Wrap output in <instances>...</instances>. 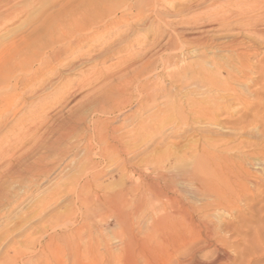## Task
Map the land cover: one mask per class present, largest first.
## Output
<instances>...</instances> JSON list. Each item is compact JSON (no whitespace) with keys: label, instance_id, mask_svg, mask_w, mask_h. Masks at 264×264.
Instances as JSON below:
<instances>
[{"label":"bare ground","instance_id":"bare-ground-1","mask_svg":"<svg viewBox=\"0 0 264 264\" xmlns=\"http://www.w3.org/2000/svg\"><path fill=\"white\" fill-rule=\"evenodd\" d=\"M14 1L0 0V31L21 14L19 4ZM196 1L200 10L202 0ZM104 3L103 0H68L55 11L44 13L34 21L30 31L6 44L4 55L0 56V100L13 92L18 94L17 98H21L22 93L30 94L31 100L25 104L32 106L33 97L53 80L48 74L57 75L65 90L55 92L56 99L50 93L40 96L39 105L29 115L28 124L20 127L22 133L24 130L34 133L37 151L40 148L34 163L27 166L28 173L47 175L51 171L49 155L63 160L71 148L83 147L87 151L85 158L89 156L92 160L98 153L96 149L101 147L102 156L106 145L104 148L108 151L118 155L121 152L130 184L122 185L116 191L112 189L114 192L110 190L101 194V191V195L79 192L70 213L55 215L56 219L45 226L40 235L29 237L25 246H11L7 249L9 258L0 259V264H198L203 262L200 257L206 256L212 257L206 264H234L238 258L239 264H255L259 259H255L258 246L250 245L240 254H230L228 249L234 246L235 238L244 230L247 213L263 209V199L259 195L264 194L260 188L264 184V148L260 143L252 144L242 139V135L250 129H258L264 135V56L257 58L264 47V0H238L233 10L223 11H216L219 5H212L210 10L213 12L206 15L216 16L221 31L230 32L223 37H209L207 29V38L204 30L198 31L202 32L198 36L188 37L186 34L189 33L184 29L180 32L182 38L184 36V39L179 37L182 39L180 43L173 37L168 40L170 45L175 43L172 47L177 51L166 52L158 61L149 56L153 49L166 43L162 44L164 36L158 29L153 47L146 49V43H143L138 52L119 58L109 67L91 70L89 77L81 71V79H68L64 74L69 70L66 60L88 44L90 39L84 34L85 30L101 32L102 23L106 29L112 30H118L123 22L128 25L126 15L129 13L116 14L118 10L115 12L114 3L113 6L110 2ZM137 3L139 8L136 9L142 12L141 0ZM159 15L164 16L160 12ZM235 16L238 18L232 19ZM203 19L201 16L195 21ZM182 21L187 22V19ZM191 47L194 48L190 50ZM217 47L232 53L219 58L220 55L208 56L203 50L199 52L200 48L212 50ZM114 48L105 54L104 50L91 55L98 49V44H94L77 57L89 54L91 60L98 63L105 56L104 61H107L117 55ZM190 55L197 58L189 60ZM34 65L39 68L33 75L28 74V68ZM159 65L170 71L169 77L178 85L179 126L185 128L190 124L207 123L231 131L233 135L224 136L216 131L207 133L193 127L199 137L184 148L186 150L179 148L185 152L171 156V161L159 165L148 160L132 162L125 155L118 128L110 126L108 120L102 119V114L125 109L131 105L135 93L142 101L151 91L162 90L163 77L152 79V72ZM246 82L252 88L249 92L252 98L238 87ZM78 91L85 95L78 105L90 103L92 106L90 119L76 112L77 107L67 115L60 112L51 117L53 109L63 106L67 98L75 97ZM187 91H190L189 96ZM220 93L222 97H218ZM144 102L139 109L149 104ZM13 105L14 102L9 108ZM155 105L153 101L148 107ZM9 108L0 111V121L9 113ZM146 122L143 118L140 124L144 126ZM80 149L83 150L77 148ZM89 184L90 180H86L81 190ZM2 196L0 192V203L4 199ZM50 202L46 199L42 205ZM225 213L230 216L223 217Z\"/></svg>","mask_w":264,"mask_h":264},{"label":"rangeland","instance_id":"rangeland-1","mask_svg":"<svg viewBox=\"0 0 264 264\" xmlns=\"http://www.w3.org/2000/svg\"><path fill=\"white\" fill-rule=\"evenodd\" d=\"M126 1L103 0V2H106L107 4L109 2V4L111 5L112 3L115 4L114 6H112L116 8L114 9L115 12L118 10L116 14L125 15L129 13L128 15H126V17L129 18L128 25L123 22L122 24H120L118 30H112L111 28L106 29L102 23L101 25L103 26V29L101 26V32L96 33L93 29L85 30L84 34H86V36H89L90 39L88 41V44L84 46L79 52L75 53L72 56H69L66 60L69 63V65L67 66L69 70H66L64 74L68 75V79L74 81L81 79V71H84L87 77H89L91 75V70L96 68L101 69L109 67L110 65L116 64L118 60L124 59L126 57H129V55L138 52L143 47V43H146L144 45L146 49L153 47L154 39L157 38L159 30L160 33H162L164 36L162 44L165 42L166 43L163 44L164 46L162 47L158 46L153 49L149 55L151 59H156L158 61H160L162 56H165L168 52L171 53L173 51L172 53H174L177 51L175 47H172L175 45V43L174 45H170L168 44V40L170 39V37H173L174 41L180 43L181 40L184 39V36L182 38V34L180 32L184 29L185 33H189L186 34L188 37L198 36L200 35V33L202 34V32L198 33V31H205L206 29L210 32L209 34L211 36L209 35V37H212L213 35V38L223 37L226 34H229L230 32H227L225 30L221 31V28H219L217 21H215L216 16L210 15L211 17H209L207 15H209L208 13L213 12L210 10V8L214 4H217L214 5V7L219 5V7L216 8V11H223L227 9L233 10L238 0H214L215 2L213 0H202L200 4L203 7L200 5L202 7L200 10L197 9L198 2L196 0V2L194 0H164L165 2L163 0H141L140 6L143 5V7H141L143 8L142 12H138V9H136L137 7L139 8L137 0ZM14 2L16 4H19L21 14L18 19L8 22L9 24L7 23L6 28L0 31V56L4 55V52L6 50V44L12 42V40L17 38L24 32L30 31L32 25L34 24V21L36 22L38 19H40L44 13H48L52 9V11H55L62 3H66L68 2V0H15ZM144 2H146V4ZM116 4L120 5L121 7ZM220 4L222 5L220 6ZM130 5L132 6V8ZM119 7L122 8V10ZM144 7L145 14L142 15V13L144 12ZM193 8L197 10H194ZM189 10H191V12ZM159 12L164 15H162V18L161 15H159ZM131 13L132 15H130ZM157 16L161 19L157 18ZM201 16L204 17L203 20L195 21L196 18ZM235 18H238V16H235L232 19ZM132 19L135 20V22L133 21L134 24L132 22ZM182 19H187V22H183ZM212 21H215L216 23ZM11 22L13 23V25ZM207 23L209 26L207 25ZM217 27L219 31L217 30ZM162 29L164 32L162 31ZM209 29H211L212 31ZM204 31L203 33L204 35H206L205 37L207 38V32ZM119 32L124 33L119 34ZM179 37H181L182 39ZM94 44H98V49L92 52L91 55H93V53L94 55L95 53L98 54L100 53V51L103 52L104 50L105 51L103 52V54H105V52L107 53V51L113 49V47H115L114 49L116 50L117 55L112 59H108L107 61H104L105 56H102V58L98 60V63H94L91 60V55L89 54L85 55L82 58L77 57L78 54L85 52L87 49L90 48L91 45ZM117 46L119 48H116ZM192 48L194 47H191L190 50H192ZM202 50L205 51V54H207L208 56H213L214 54L220 55L217 56L219 58L227 54L228 52H230L228 54L232 53L229 50L221 49V47L213 48L212 50L211 48H200L199 52L201 53ZM263 52L264 47L260 49V54L257 56V58H261L262 56H264ZM191 55L189 56V60L197 58V56ZM38 68V65H34L33 67L28 68L27 73L33 75ZM163 68L164 67L162 65L161 67L159 65V67L152 72L153 80L157 79L159 76L163 77V80L160 83L163 88L162 90H153V92L155 93L151 91L148 95L149 97H143L142 101L141 96L138 93H135L133 94L131 99L133 103L130 102L131 105L127 106L125 109L119 112L116 111L115 113L109 112L102 114V119L108 120L109 125L111 124L110 126H116L118 128L117 134L121 137V139H123L122 143H124L122 144V147L126 149L125 155L128 156L131 161L135 163L142 162L143 160H148L151 161L153 165H159L167 163L169 160L171 161V156L181 155V153L183 154V151L186 150L184 148L191 146V144L195 142L196 139L199 137L196 133H194L193 127L200 130L202 129L204 132L207 133L210 131H216L218 133L223 134L224 136L233 135L231 131H227L224 128H219L218 126H211L207 123H196L194 125L190 124L185 128L179 126V117L177 114L178 108H176L178 107L179 98V94L177 92L178 85H176L174 80L173 83L171 78L169 77L170 71H168V69ZM48 75L53 76V80L43 90L38 91V93L36 94L37 96L33 97V103L31 104L32 106H30L29 104H25V102L31 100L30 94L25 95L22 93L21 98H17L19 97L18 94L12 91L13 93H11L10 96L3 97L0 100V111L9 108L14 102L13 107L9 108V113L4 116L0 121V192L3 195L2 197H4V199L1 201L2 203H0L1 260H6L9 258L7 256V253L11 246L22 245L23 247L25 246L24 244L28 242L29 237H37L38 235H40L43 231V228L52 223V220L56 219L55 215L65 216L70 213L71 210H73V208L75 207V197L79 194V192H81V194L83 193V195H94L95 193L99 194L102 191L101 194H104L105 191L106 193H108L110 190V192H112L113 190L116 191V189L119 190L124 185L130 184L129 174L127 173V171H125V168L123 167L122 163V158L120 157L121 152L119 151L120 154L118 155L117 152H112L111 150L108 151V149L104 148L106 145L103 146L104 151L102 153V156L100 150L101 147L99 146L96 149L98 153L93 156L94 158L92 160H89V156L86 157L88 159L85 158V153L87 151L83 147L77 148H82L83 150H85V152L81 149L78 151L75 147H73L74 149L71 148L70 152L68 153V155H66V158H63V160H60L55 156L49 155V159L51 160V171H49L47 175H33L28 173V171L26 170L27 166L34 163L35 159L37 158V155L40 152V148H38L39 150L37 151V147L35 146L37 143V138L34 137V133L32 134V132L30 133L25 130L22 133L20 127L22 124H28L30 119L29 115L31 111L36 108V105H39V99L42 96L50 93L51 97H54V99H56V93H60L65 90V88L62 86V80L57 77V75H51L50 73ZM243 84L238 85V87L240 86L239 89L242 90L244 93L248 92L247 96L252 98L251 96H249V92L252 89L251 86H249L247 82ZM156 92L158 94H156ZM81 93V91H78L76 92L77 95H75V97L73 96L74 98L68 97L69 99L67 98V100L65 101L66 103L64 102L63 106L59 107L58 105L55 109H53V113L51 112V117L56 116V114L60 112H63L64 115H67L70 113V110L74 107L78 108H76V112L81 113V115L91 117L92 106L90 103H84L85 105H78L81 101L85 99V95L83 96V93ZM189 94L190 91H187V96H189ZM202 96L197 97L201 98ZM222 96L223 95L220 93L218 97ZM144 101H147V104H151L153 101H155L156 105L150 108L148 107V104L146 106L144 105L143 108L139 109V106L145 103ZM75 104L77 106H75ZM24 105L27 106L25 107ZM55 110L58 111L56 112ZM15 112H18V114H16ZM141 114L143 115L141 116ZM145 115L147 117H145ZM143 118H145L147 121L144 126L140 124ZM17 122H19L18 126ZM71 139L74 141V136H72ZM86 139H88V137ZM242 139L249 140V142H251L252 144L260 143V147L264 148V135H262L258 129H250V131L243 133ZM179 148L181 150H184L181 151L179 150ZM93 164L97 166H94ZM125 174L128 176H126ZM86 180H90V184L88 185V187L90 186V188L85 187L81 190V186L85 183ZM260 188L264 190V184L260 186ZM263 196L264 194H261L259 195V198L263 199L261 203L263 204L264 209ZM43 199H50L51 202L47 205H42V202L44 201ZM261 203H259L258 205L262 206ZM263 209L261 211L247 213V217L245 219L246 226L243 228L244 230H242L240 236L238 238H235V240L233 239L234 243H232V245L234 246L228 249L230 254H240L241 251L244 250V248L250 245L253 247L258 246L259 248H257L258 252L255 259H259L255 262V264H264ZM229 216L230 215L228 213H225L223 215V217L226 218H228ZM251 241H253L254 244H251ZM258 255L260 256L258 257ZM211 258L212 257L210 256L200 257V260L203 261L201 263L206 264L209 263ZM208 259L210 260L208 261ZM239 262L240 259L238 258L234 261V264H239Z\"/></svg>","mask_w":264,"mask_h":264}]
</instances>
